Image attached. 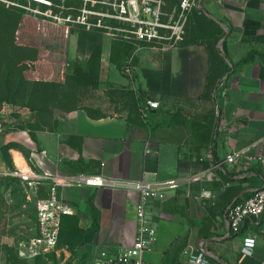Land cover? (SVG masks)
<instances>
[{
	"label": "crops",
	"instance_id": "obj_1",
	"mask_svg": "<svg viewBox=\"0 0 264 264\" xmlns=\"http://www.w3.org/2000/svg\"><path fill=\"white\" fill-rule=\"evenodd\" d=\"M196 6L191 20L210 29L203 36L195 31L176 44L140 41L115 63V42L105 38L100 80L129 90L134 107L97 114L79 107L57 129L37 126L27 110L0 129V264H36L51 255L20 254L38 232L36 203L50 184L29 187L5 175L17 164L49 174L177 178L179 188L149 208L158 234L147 260L189 264L190 254L203 250L209 264H264V213L237 233L227 219L233 203L264 185V0H198ZM125 61L132 64L118 67ZM149 97L161 106L146 116ZM65 198L72 213L62 222L60 264H94L102 250L133 245L137 193L70 187ZM248 236L257 239L253 254L243 251Z\"/></svg>",
	"mask_w": 264,
	"mask_h": 264
},
{
	"label": "rangeland",
	"instance_id": "obj_2",
	"mask_svg": "<svg viewBox=\"0 0 264 264\" xmlns=\"http://www.w3.org/2000/svg\"><path fill=\"white\" fill-rule=\"evenodd\" d=\"M133 1L0 0V103L25 107L33 112L37 126L49 129L65 125L70 112L79 107L95 114L134 107L136 98L129 90L109 87L100 80L105 38L115 42L114 63L116 55L122 62L123 55L140 42L131 32L134 20L129 13H121L122 5L134 12ZM181 1L162 0L163 22L180 17ZM196 7L188 13L182 41L196 35L195 31L203 36L210 30L203 20H191ZM79 16H85L86 23ZM125 64L132 63L117 65ZM74 236L79 238L77 233ZM64 258L60 243L47 260L36 264H60Z\"/></svg>",
	"mask_w": 264,
	"mask_h": 264
},
{
	"label": "built area",
	"instance_id": "obj_3",
	"mask_svg": "<svg viewBox=\"0 0 264 264\" xmlns=\"http://www.w3.org/2000/svg\"><path fill=\"white\" fill-rule=\"evenodd\" d=\"M133 1V0H132ZM133 1L134 12L127 10L122 5L121 13L130 14L134 20L131 32L141 42L154 43L166 42L176 44L183 40L188 23V13L196 6L195 0H182L180 17L171 23L162 21V0H143L141 3ZM85 16H79V21L86 23ZM125 71L132 75V68L127 66ZM161 106L159 100L145 98L142 105L143 113L148 116L153 109ZM25 107L13 102L0 103V129L6 128L7 123H12L18 118ZM239 154L228 157L233 161ZM264 178V158L262 159ZM5 175L21 178L29 187H35L43 181H48L50 191L47 197L37 201V226L38 232L20 250V254L26 258H36L55 252L59 245L63 218L72 213V206L66 201L65 190L70 187H102L113 190H121L138 194L137 217L138 228L135 241L132 246L120 249L117 252L102 250L94 264H155L144 257V253L151 250L157 242V223L151 217L149 208L152 202L166 200L173 190L179 188L180 181L177 178L157 180L152 182L145 177L138 179L111 178L103 174L94 173H69L56 172L49 174L38 172L31 166L17 164L13 170L5 172ZM264 213V185L255 190L250 196L233 203L227 210V219L233 232L241 231L247 219H257ZM257 239L248 236L244 239L243 251L253 254ZM189 264H209V258L205 251L197 250L190 254Z\"/></svg>",
	"mask_w": 264,
	"mask_h": 264
},
{
	"label": "trees",
	"instance_id": "obj_4",
	"mask_svg": "<svg viewBox=\"0 0 264 264\" xmlns=\"http://www.w3.org/2000/svg\"><path fill=\"white\" fill-rule=\"evenodd\" d=\"M92 229H93L94 231L98 229V222H97V216H96V214H95V216H94V223H93ZM60 235H61V233H60ZM51 254H52V253H51Z\"/></svg>",
	"mask_w": 264,
	"mask_h": 264
}]
</instances>
